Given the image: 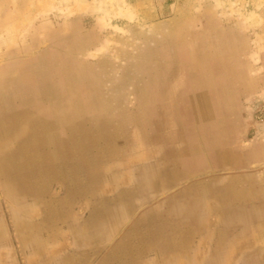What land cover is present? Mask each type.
Masks as SVG:
<instances>
[{"label":"rangeland","instance_id":"374dc122","mask_svg":"<svg viewBox=\"0 0 264 264\" xmlns=\"http://www.w3.org/2000/svg\"><path fill=\"white\" fill-rule=\"evenodd\" d=\"M250 82L264 139V0H0V264L19 248L9 235L47 250L64 215L70 235L119 202L127 120L151 134L154 121L222 119ZM50 150L87 160L95 190L69 191Z\"/></svg>","mask_w":264,"mask_h":264},{"label":"crops","instance_id":"0c3cea01","mask_svg":"<svg viewBox=\"0 0 264 264\" xmlns=\"http://www.w3.org/2000/svg\"><path fill=\"white\" fill-rule=\"evenodd\" d=\"M252 84L244 85L245 92L236 88L238 102L232 110L219 109L222 119L204 114L197 125L190 121L183 127L173 119L164 126L154 121L148 134L141 121L126 117L135 142L126 134V181L119 202L102 206L105 217L76 220L70 235L72 224L64 215L58 235H43L47 250L25 252L19 241L31 235H9L19 248L15 255L5 250L7 261L16 264L27 253L35 260L24 264H264V167L258 166L264 161V139L250 110ZM64 135L71 141V134ZM77 156L50 150L48 163L63 178H75L69 191H93L98 174L93 178L88 161ZM112 176L106 174L111 187ZM228 176L234 182L226 184ZM63 202L62 207H72ZM101 205L91 204V213Z\"/></svg>","mask_w":264,"mask_h":264}]
</instances>
